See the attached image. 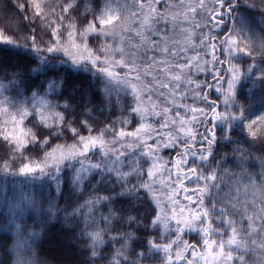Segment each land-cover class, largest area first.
I'll use <instances>...</instances> for the list:
<instances>
[{
	"label": "snow or ice",
	"instance_id": "obj_1",
	"mask_svg": "<svg viewBox=\"0 0 264 264\" xmlns=\"http://www.w3.org/2000/svg\"><path fill=\"white\" fill-rule=\"evenodd\" d=\"M8 7L0 264H264V0Z\"/></svg>",
	"mask_w": 264,
	"mask_h": 264
},
{
	"label": "trees",
	"instance_id": "obj_2",
	"mask_svg": "<svg viewBox=\"0 0 264 264\" xmlns=\"http://www.w3.org/2000/svg\"><path fill=\"white\" fill-rule=\"evenodd\" d=\"M47 2H54V0H47ZM21 3H27V0H0V32H3L5 35H7V33L4 31L5 28L7 27V23H6V14L3 11L5 5H9L8 10H7V15L11 16L13 14H19V9L17 8V5L21 4ZM21 15V18L23 16V14H19ZM31 17L29 16V21L28 23H31ZM14 23V21H13ZM38 23V22H37ZM244 59H248V58H244ZM249 62H251L249 60ZM242 68L244 67V65H239ZM247 83V87L243 88V95L245 98L249 97V88H252V85L246 81H242V84ZM0 84L4 85V89L0 90V98H8V97H14L15 93L13 90V87L10 86L8 84V82L6 80H0ZM253 91H256L257 93H259V87L257 85V87L253 88ZM258 99V96H257ZM244 101H238V103H243ZM3 119L4 117L2 115H0V126H2L3 124ZM235 139V137H234ZM235 146V145H233ZM221 153H228L230 152V147H221L218 149ZM165 154L169 155V153L166 151ZM174 155V153H173ZM126 162V161H125ZM3 177H0V190H2V185H3ZM11 179V178H9ZM9 187H11V185H9ZM61 203H63V201H61ZM4 214V207L2 204H0V219H2ZM28 223H31V221L29 220ZM57 227H59L57 225ZM37 231H39V229H36ZM4 232L2 230V224H0V236H3ZM110 235H116L115 232L110 233ZM196 234L195 233H185V239L188 240H192L193 237H195ZM198 238V237H197ZM39 242H37L38 244ZM116 247H119V245L117 244ZM52 255L51 250L49 245L47 244H43L42 246H36L34 245V254L33 252H29L28 254L23 256V260L25 262V264H44V262ZM163 253H153L151 255V259L153 261L158 260L159 258H162Z\"/></svg>",
	"mask_w": 264,
	"mask_h": 264
},
{
	"label": "rangeland",
	"instance_id": "obj_3",
	"mask_svg": "<svg viewBox=\"0 0 264 264\" xmlns=\"http://www.w3.org/2000/svg\"><path fill=\"white\" fill-rule=\"evenodd\" d=\"M188 2H191V0H186V3H188ZM113 3H114V6H115L116 3H119V5L121 7H124L126 4L131 3V0H113ZM197 19H199V17H197ZM0 33H3V32H0ZM164 158L168 159L169 155L164 153Z\"/></svg>",
	"mask_w": 264,
	"mask_h": 264
}]
</instances>
